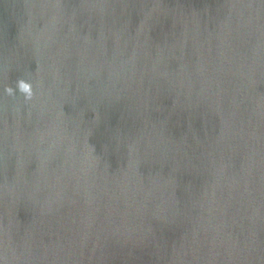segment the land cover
Masks as SVG:
<instances>
[{
  "label": "water",
  "instance_id": "water-1",
  "mask_svg": "<svg viewBox=\"0 0 264 264\" xmlns=\"http://www.w3.org/2000/svg\"><path fill=\"white\" fill-rule=\"evenodd\" d=\"M0 264H264V0H0Z\"/></svg>",
  "mask_w": 264,
  "mask_h": 264
}]
</instances>
